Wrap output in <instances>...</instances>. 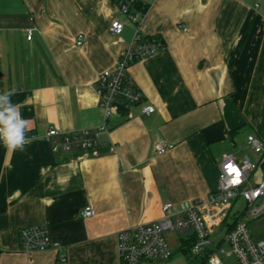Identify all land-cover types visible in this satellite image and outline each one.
<instances>
[{"label": "crops", "instance_id": "crops-1", "mask_svg": "<svg viewBox=\"0 0 264 264\" xmlns=\"http://www.w3.org/2000/svg\"><path fill=\"white\" fill-rule=\"evenodd\" d=\"M137 1L133 24L112 0H0V91L29 128L23 151L0 142V264H122L118 231L207 198L224 156L258 158L246 138L264 142V0ZM136 29L163 41L128 68L142 103L115 101L95 148L54 151L49 128L103 122L94 81ZM35 225L56 246L22 251L19 230Z\"/></svg>", "mask_w": 264, "mask_h": 264}, {"label": "built area", "instance_id": "built-area-1", "mask_svg": "<svg viewBox=\"0 0 264 264\" xmlns=\"http://www.w3.org/2000/svg\"><path fill=\"white\" fill-rule=\"evenodd\" d=\"M119 11L133 24L138 22L140 12L137 0H112ZM123 23L114 20L109 31L119 34ZM82 43V34L76 37V44ZM163 47V41L157 34L144 36L135 30L132 41L121 53L112 70L99 73L94 81L100 106L103 108V122L91 129H80L60 133L54 128L46 131V137L52 142L54 151L95 148L102 143V134L108 133L107 120L113 113L115 101L126 104L142 103V95L128 75L129 66L137 59L152 54ZM143 114L155 111L150 104L142 105ZM60 135V138L58 136ZM250 149L258 155L253 162L245 155L237 160L231 155L224 156L218 165V186L203 199L175 204L167 201L162 205L161 216L151 222L129 226L117 232V253L122 264H139L144 261H164L172 255L165 237L169 230L187 233V241L192 250L201 255L205 264H222L218 252L223 242L229 246V252L237 264H264V238L255 239L248 223L260 227L264 225V142L255 135L246 138ZM154 150L162 154L167 145L162 140L154 144ZM258 173V174H257ZM94 213L86 206L82 216ZM223 233L215 248L216 231ZM20 249L24 252L45 250L56 246L49 237L45 226L35 225L19 230ZM63 262L64 258H60Z\"/></svg>", "mask_w": 264, "mask_h": 264}, {"label": "rangeland", "instance_id": "rangeland-1", "mask_svg": "<svg viewBox=\"0 0 264 264\" xmlns=\"http://www.w3.org/2000/svg\"><path fill=\"white\" fill-rule=\"evenodd\" d=\"M255 154V153H254ZM253 160L255 159V155L252 156ZM258 174V173H257ZM248 227L255 235V239H263L264 238V225L257 227L253 224L248 223ZM165 237L170 245L172 250V255L168 260L164 261H144L139 264H201L202 256L197 255L193 250L192 246L187 241V233L180 230H169L165 232ZM219 237H223V233H218L216 231L214 235L215 243L210 244L209 248H215V244ZM184 239V245L179 246V239ZM221 248L224 249V252H218L219 257L221 258L222 264H237L235 257L229 252V246L226 242H223Z\"/></svg>", "mask_w": 264, "mask_h": 264}, {"label": "clouds", "instance_id": "clouds-1", "mask_svg": "<svg viewBox=\"0 0 264 264\" xmlns=\"http://www.w3.org/2000/svg\"><path fill=\"white\" fill-rule=\"evenodd\" d=\"M14 90L0 91V142L12 151H23L29 142L27 120L12 101Z\"/></svg>", "mask_w": 264, "mask_h": 264}, {"label": "trees", "instance_id": "trees-1", "mask_svg": "<svg viewBox=\"0 0 264 264\" xmlns=\"http://www.w3.org/2000/svg\"><path fill=\"white\" fill-rule=\"evenodd\" d=\"M138 4H139V2L137 1L136 5H138ZM201 264H205V260L204 259H202Z\"/></svg>", "mask_w": 264, "mask_h": 264}]
</instances>
